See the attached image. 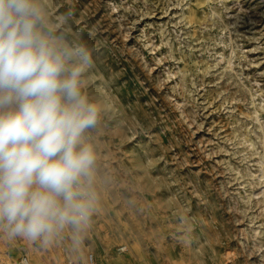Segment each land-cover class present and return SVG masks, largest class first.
Listing matches in <instances>:
<instances>
[{
    "label": "rangeland",
    "instance_id": "rangeland-1",
    "mask_svg": "<svg viewBox=\"0 0 264 264\" xmlns=\"http://www.w3.org/2000/svg\"><path fill=\"white\" fill-rule=\"evenodd\" d=\"M34 2L89 56L92 210L47 240L0 222V264H264V0Z\"/></svg>",
    "mask_w": 264,
    "mask_h": 264
},
{
    "label": "clouds",
    "instance_id": "clouds-1",
    "mask_svg": "<svg viewBox=\"0 0 264 264\" xmlns=\"http://www.w3.org/2000/svg\"><path fill=\"white\" fill-rule=\"evenodd\" d=\"M39 20L34 0H0V222L33 241L88 222L79 182L94 156L82 134L97 119L79 86L88 53L53 47Z\"/></svg>",
    "mask_w": 264,
    "mask_h": 264
},
{
    "label": "built area",
    "instance_id": "built-area-1",
    "mask_svg": "<svg viewBox=\"0 0 264 264\" xmlns=\"http://www.w3.org/2000/svg\"><path fill=\"white\" fill-rule=\"evenodd\" d=\"M125 248H126L125 246H121L119 248V250L123 251V250H125ZM88 261L91 264L94 263V256H93V254H89L88 255ZM21 263L22 264H29V261H28L27 257H23L22 260H21Z\"/></svg>",
    "mask_w": 264,
    "mask_h": 264
}]
</instances>
